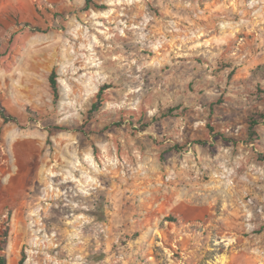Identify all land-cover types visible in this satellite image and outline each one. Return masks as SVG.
<instances>
[{
    "label": "rangeland",
    "instance_id": "rangeland-1",
    "mask_svg": "<svg viewBox=\"0 0 264 264\" xmlns=\"http://www.w3.org/2000/svg\"><path fill=\"white\" fill-rule=\"evenodd\" d=\"M8 3L0 103L18 119L0 116L8 264L23 251L26 264H264V119L260 141L246 143L249 117L264 113V0ZM177 107L179 118L153 122ZM60 204L48 234L44 214ZM91 207H104L103 246Z\"/></svg>",
    "mask_w": 264,
    "mask_h": 264
},
{
    "label": "trees",
    "instance_id": "trees-1",
    "mask_svg": "<svg viewBox=\"0 0 264 264\" xmlns=\"http://www.w3.org/2000/svg\"><path fill=\"white\" fill-rule=\"evenodd\" d=\"M86 1V8H90L91 5H94V0H85ZM29 27H31V25H27ZM2 58V55H0V60ZM50 83L52 86V90H53V94L54 97L57 99L59 97V84H58V76L57 73L55 71L52 72L51 76H50ZM110 88L107 85H103L96 97H95V101L92 104V109L91 111L88 112L90 118L88 120H92L95 118V115L99 112V109L101 108V106H103L104 102H105V98L103 97V94L105 92L106 89ZM256 94L258 96H260L261 99H264V86H258L256 88ZM224 100V101H223ZM229 101L227 99H225L224 97L218 101L217 104L219 105H223V104H228ZM212 105V104H211ZM213 108H217L216 105L212 106ZM177 108H172V109H168L165 111H162V113L156 115L153 118V122L157 123V122H161L164 119H168V118H179L178 115H173V113L177 110H181ZM183 111V110H182ZM214 114V113H212ZM0 116L1 118L5 121V122H18L17 117L13 116L12 114H10L8 112V110L0 103ZM125 118H127L128 120H130L132 125H140L142 130L145 131L151 123H146L147 119L146 116H138L134 113H130L127 111H124V113H122V121L125 120ZM264 119V113L263 112H254L250 117H249V128L247 131V138H246V143L247 144H256L260 141V136L256 130V127L260 125V121ZM208 127L210 128V131L213 133V135H218L221 137H224L225 135H222L220 133H217V130L211 125L209 124ZM178 148L179 151H183L184 148L187 149V147H174ZM259 158L260 161L264 162V151H262L259 154ZM1 241H0V264H8V257H7V253H6V249L8 246V240H9V227L7 226V229L5 230V232L3 234L0 235ZM27 261V255L26 253L23 251L21 254V258L19 261V264H26Z\"/></svg>",
    "mask_w": 264,
    "mask_h": 264
},
{
    "label": "crops",
    "instance_id": "crops-1",
    "mask_svg": "<svg viewBox=\"0 0 264 264\" xmlns=\"http://www.w3.org/2000/svg\"><path fill=\"white\" fill-rule=\"evenodd\" d=\"M3 1V11L4 13H6L8 11V6L9 0H0ZM65 208V204L61 205L60 207H51V209L44 214V223H45V229H46V233L48 234H52L56 228H58L59 226V219L64 217V211L66 210ZM91 210H93L92 213V218H94V220L96 221V223H99L100 225H102V229H100L99 232L94 231L93 233V239H95L96 237L99 238V241L102 243V246L105 245V225H107V220H104V218L100 219L101 217L98 215V213L104 212V207H91ZM72 212V211H71ZM74 212V211H73ZM104 217V215H103ZM72 218V214L67 215V220L70 221ZM189 224V223H188ZM52 225V226H50ZM57 231V230H56ZM181 237V242H183V244L187 245V242H189V244H191L192 239H193V235L190 234L189 232H187V230L184 229V231L182 232L181 235H179ZM98 241V239H96ZM99 247V246H98ZM94 250H97V244H95L94 246ZM52 252V250H51ZM104 252V251H103ZM186 256L190 257V252H186ZM105 259V257L103 258V260Z\"/></svg>",
    "mask_w": 264,
    "mask_h": 264
},
{
    "label": "bare ground",
    "instance_id": "bare-ground-1",
    "mask_svg": "<svg viewBox=\"0 0 264 264\" xmlns=\"http://www.w3.org/2000/svg\"><path fill=\"white\" fill-rule=\"evenodd\" d=\"M9 264H13V261L12 260H9Z\"/></svg>",
    "mask_w": 264,
    "mask_h": 264
}]
</instances>
